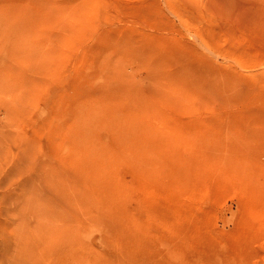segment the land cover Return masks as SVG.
<instances>
[{
  "label": "rangeland",
  "instance_id": "1",
  "mask_svg": "<svg viewBox=\"0 0 264 264\" xmlns=\"http://www.w3.org/2000/svg\"><path fill=\"white\" fill-rule=\"evenodd\" d=\"M0 22V229L31 224L21 183L40 224L68 210L66 264H264V0H0Z\"/></svg>",
  "mask_w": 264,
  "mask_h": 264
},
{
  "label": "bare ground",
  "instance_id": "2",
  "mask_svg": "<svg viewBox=\"0 0 264 264\" xmlns=\"http://www.w3.org/2000/svg\"><path fill=\"white\" fill-rule=\"evenodd\" d=\"M1 28L2 27H0V30ZM2 37L3 34H0V45L2 43ZM3 52L5 53L6 51ZM3 52L1 53L4 54ZM9 54H11L12 56L13 53H8V55ZM2 58L4 59V57ZM9 59L11 58H8V60ZM4 144L3 141H1V137H0V154L1 152H3L2 150L5 151L7 149V146L4 147ZM3 153L5 154L6 152ZM13 163L15 164L16 161L14 160ZM15 166L17 167L18 165ZM2 170H3V166L2 167L0 166V174L5 175V172ZM0 184L2 183L0 182ZM11 186H13V188H11V191L20 189L22 193L24 192L26 193L25 199L31 201L29 203V210H30L29 218L31 220V224L27 223L28 225L26 226L25 230H21L20 234L18 231H14V230L7 231L8 227H2L0 229V264H25V262H27L28 264H66V260L68 257V246H69V241H68L69 213L68 210L65 208V205L53 204L49 206V208H47L46 210V213H44V217H43L44 221L40 224L39 218L37 219V215L35 214L36 205L34 203V198H33L34 187L30 186L32 187L31 189L30 187H26L24 184L21 183L11 184ZM11 218L14 217L10 216V219ZM11 233L12 235H14L13 237L10 236Z\"/></svg>",
  "mask_w": 264,
  "mask_h": 264
}]
</instances>
